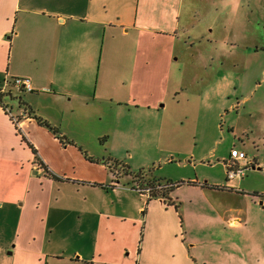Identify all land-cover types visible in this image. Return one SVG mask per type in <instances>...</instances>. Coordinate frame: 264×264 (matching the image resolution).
Wrapping results in <instances>:
<instances>
[{"label": "rangeland", "instance_id": "1", "mask_svg": "<svg viewBox=\"0 0 264 264\" xmlns=\"http://www.w3.org/2000/svg\"><path fill=\"white\" fill-rule=\"evenodd\" d=\"M182 5L189 6L182 24L186 19L192 27L181 32L172 61L185 78L181 84L173 78L158 109L101 102L105 95L100 92L95 101H74L65 107L60 124L68 148L52 153L53 175L42 169L33 173L35 183L42 177L51 181L40 245L47 255L83 252L89 243L76 231L82 209L96 197L90 187L105 190L116 180L125 188L138 187L143 177V184L173 186L170 198L180 204L190 235L211 234L210 241L206 235L199 238L195 254L201 264H264V198L246 193L236 196L233 204L217 195L212 207L198 185L211 184L221 174L223 156L235 149L245 152L247 160L257 157L261 169H246V176L228 181V187L264 194V0H183ZM13 93L28 92L13 88ZM145 196H140L143 203ZM33 197L44 198L32 192L29 198ZM224 207L239 217L240 227L224 228L215 222V213L222 214ZM19 215L7 206L0 208V264H23L20 253L11 255V248L27 247L32 239L15 240ZM201 216L204 221L194 219ZM67 260L54 257L48 264H71Z\"/></svg>", "mask_w": 264, "mask_h": 264}, {"label": "crops", "instance_id": "2", "mask_svg": "<svg viewBox=\"0 0 264 264\" xmlns=\"http://www.w3.org/2000/svg\"><path fill=\"white\" fill-rule=\"evenodd\" d=\"M182 4L183 0H0L2 103L21 113L24 108L20 103L26 104L59 131L67 105L95 101L99 92L105 95L99 98L101 102L158 109L173 78L180 84L185 78L184 71L176 69L172 61L173 46L192 27L186 19L182 24V13L189 7L183 9ZM243 60L245 63L246 55ZM16 77L28 78L32 91L25 96L14 94L9 78ZM247 141L257 148L254 141ZM61 146L68 148L26 115L15 127L0 105V208L7 206L20 213L15 240L32 238L27 247L11 248V255L20 253L23 264H48L54 257L70 259L71 264H201L195 254L199 238L206 235L210 241L211 234L205 231L199 237L198 231L190 235L179 213L180 204L176 211L161 199L147 201L145 196L143 203L141 193L125 188L119 180L111 181L105 190L90 187L96 197L82 209L76 231L89 242L83 252L47 255L40 245L50 205L45 194L51 181L42 177L35 183L33 173L44 170L53 175L52 153ZM247 158L238 164L261 169L257 157ZM221 162V174L211 184H198L210 206L214 207L213 197L217 195L232 203L236 196L243 198L246 193L264 198L263 193L229 188L227 182L236 180L226 178L229 156H223ZM32 192L44 198L30 199ZM230 212L224 207L222 214L215 213V222H222L224 228L240 227L239 217ZM197 218L205 220L203 216Z\"/></svg>", "mask_w": 264, "mask_h": 264}, {"label": "built area", "instance_id": "3", "mask_svg": "<svg viewBox=\"0 0 264 264\" xmlns=\"http://www.w3.org/2000/svg\"><path fill=\"white\" fill-rule=\"evenodd\" d=\"M8 80L6 81L7 84ZM11 85L16 88L20 89L25 92H31L32 91V86L31 82L28 78H12L9 80ZM11 94V93H10ZM4 97L2 95V92L0 91V98ZM6 97V96H5ZM11 97V96H10ZM2 102V101H1ZM1 107L3 109V112L6 114V116L9 118V120L12 122V124L16 127L18 126L19 119L22 118V113L21 111L15 112L11 105L9 104H1ZM246 154L242 151H236L235 149H232L229 154V162L225 164L226 166V178L227 180H233V179H243L246 176V169L250 166L248 164H242L239 165L238 161L239 160H246ZM252 165V164H251ZM156 189L162 188V185H158L155 187ZM139 193L146 195L148 198L151 192L150 187H145L144 189H141V191L137 190Z\"/></svg>", "mask_w": 264, "mask_h": 264}, {"label": "trees", "instance_id": "4", "mask_svg": "<svg viewBox=\"0 0 264 264\" xmlns=\"http://www.w3.org/2000/svg\"><path fill=\"white\" fill-rule=\"evenodd\" d=\"M1 104H2V102H1V98H0V105ZM20 105L22 106V103H20ZM24 112L26 113V116L27 117L35 120L38 125L44 126L47 129H49L53 133V135L55 136V138L57 140H59L62 145H65V144H68L69 143V141L66 140V137L63 136L57 128L52 127L45 120H43L40 117H38L34 113V111H32L31 109H29V111H27L26 109H24ZM22 141L26 142L25 138L22 137ZM26 144L30 148L31 152L37 158V155H36L37 153L33 149V147L31 145H29L27 142H26ZM143 183H144L143 182V177H140V183H139V185H137L138 187L135 186V187H132V188L133 189L136 188V190L141 191V189H144L145 187H150L151 188V192H150L149 197L147 198V201H150L152 199H161L164 204H166L167 206H173L175 208V210L178 211L179 205L177 203H175V202H172L171 201V198L169 196L170 195V191L173 188L172 185L166 184V185L162 186V188L156 189L155 187L158 186V185H160V184L156 185L155 182H148V183H145V184H143ZM180 221L182 222L181 218H180Z\"/></svg>", "mask_w": 264, "mask_h": 264}]
</instances>
